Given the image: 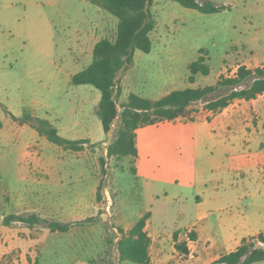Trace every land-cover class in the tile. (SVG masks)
<instances>
[{
  "label": "rangeland",
  "instance_id": "1",
  "mask_svg": "<svg viewBox=\"0 0 264 264\" xmlns=\"http://www.w3.org/2000/svg\"><path fill=\"white\" fill-rule=\"evenodd\" d=\"M213 1L225 8L202 13L174 0H151L149 8L156 20L150 35L152 48L150 52L136 49L133 62L119 73V109L131 93L158 100L175 89L211 85L221 75L234 76L241 65L255 68L264 63V0ZM118 21L88 0H0V116L8 108L19 115L31 113L49 119L65 137L88 139L80 151L66 150L45 136L31 147L49 162L67 168L66 192L59 194L52 188L47 208L52 218L44 219L70 223V228L53 254H40L39 264H76L79 259L91 264H139L121 260L118 227L120 221L131 224L151 208V192L170 193L153 205L169 228L177 215L185 224L194 212L195 188L165 179L170 170L193 167V146L170 132L152 137L148 161L160 165V177L140 178L132 172V156L119 159L107 154L119 123L115 120L111 130L104 131L97 114L101 92L90 84L71 82L74 74L92 63L97 41L115 39ZM201 55L211 72L198 74L191 83L189 64ZM204 107V102L194 104L183 116L193 119L192 113ZM144 126L139 129L142 168ZM5 151L0 144V161ZM0 172L1 190L2 181L12 172L2 173L1 163ZM238 176L251 187L256 176L264 178V171H243ZM205 177L219 184L227 193V206L235 209L239 201L231 174L208 167ZM79 192L85 196L83 201L77 200ZM180 194L187 199L178 200ZM17 210L11 195L0 192L2 222ZM28 214L32 213L18 215ZM37 226L41 231L48 228L43 221Z\"/></svg>",
  "mask_w": 264,
  "mask_h": 264
},
{
  "label": "crops",
  "instance_id": "2",
  "mask_svg": "<svg viewBox=\"0 0 264 264\" xmlns=\"http://www.w3.org/2000/svg\"><path fill=\"white\" fill-rule=\"evenodd\" d=\"M11 113L21 116L9 108L0 116L3 123L0 144L6 150L1 156V171L12 172L2 181L0 192L11 195L18 209L16 214L31 212L42 219L52 218L47 209L52 200V188L59 189V194L63 190L66 192L63 173L67 168L49 162L38 149L31 148L44 136L31 125L15 120ZM191 116L193 119L181 115L166 120L168 125L158 122L144 126L143 168L139 164L143 156L139 143L140 127L136 130L138 157L134 158V174L146 181L160 177V165L152 166L148 161V147L154 136L170 132L177 140L190 143L195 159L193 167L180 166L165 176L169 182L195 188V213L188 216L185 224H180L181 215H177L174 225L169 228L153 209L154 203L170 195L167 190L151 192V208L145 209L131 224L120 221L119 226L128 230L150 212L145 229L152 239L150 255L153 264H211L221 253L236 250L244 238L264 231V178L256 176L252 186L248 187V181L242 183L238 176L243 171H264V92L252 99L236 98L222 109L204 107ZM208 167L231 174L239 201L235 209L227 206V193L219 184L206 179ZM93 191L95 197L96 188ZM76 197L80 201L85 198L81 192ZM177 198L180 201L187 199L182 194ZM3 218L1 215L0 264H39L40 254H53L55 245L66 236L67 231H53L49 227L41 231L38 224L26 226L19 220L6 222L7 217L2 222ZM191 233L196 237L192 238ZM175 234L179 242H187L189 254L176 249ZM76 264L91 263L79 259Z\"/></svg>",
  "mask_w": 264,
  "mask_h": 264
},
{
  "label": "trees",
  "instance_id": "3",
  "mask_svg": "<svg viewBox=\"0 0 264 264\" xmlns=\"http://www.w3.org/2000/svg\"><path fill=\"white\" fill-rule=\"evenodd\" d=\"M116 16L118 21L115 39L101 38L93 49V61L85 69L71 78L75 85L90 84L101 92L97 114L103 129L108 133L115 120L119 127L117 135L107 149L109 157H138L136 130L140 126L155 124L163 120H174L184 115L188 108L204 102L210 110L225 108L236 98L252 99L264 92V63L249 68L238 67L234 76L221 75L215 84L175 89L153 100L131 93L128 99L121 102L119 109L118 97L121 94L119 73L133 62L136 49L150 52L152 48L151 32L156 27V20L150 12L151 0H88ZM182 6L198 10L202 13H214L225 6H218L213 0H174ZM204 49H201L203 52ZM203 55L189 64L188 80L194 83L198 74L209 75L211 67L205 62ZM12 114V113H11ZM20 123H27L50 142L72 151H80L88 139H71L63 136L58 127L49 119L24 112L21 116L12 114ZM3 123L0 119V129ZM132 172L136 171L132 166ZM150 212L145 213L130 229L118 227L121 237L118 250L121 260H129L139 264H153L150 255L152 239L145 226ZM23 221L29 225L46 222L53 231H68L70 223L42 219L37 214H12L6 218ZM192 238L195 234L191 233ZM176 249L185 255L190 250L186 241H178L175 234ZM264 262V231L258 235L244 238L236 250L222 254L214 264H259Z\"/></svg>",
  "mask_w": 264,
  "mask_h": 264
}]
</instances>
